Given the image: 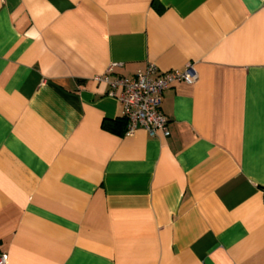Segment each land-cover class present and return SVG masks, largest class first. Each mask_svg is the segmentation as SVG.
<instances>
[{
  "label": "crops",
  "instance_id": "obj_1",
  "mask_svg": "<svg viewBox=\"0 0 264 264\" xmlns=\"http://www.w3.org/2000/svg\"><path fill=\"white\" fill-rule=\"evenodd\" d=\"M193 63L168 136L94 81ZM8 264H264V0H0Z\"/></svg>",
  "mask_w": 264,
  "mask_h": 264
},
{
  "label": "built area",
  "instance_id": "obj_2",
  "mask_svg": "<svg viewBox=\"0 0 264 264\" xmlns=\"http://www.w3.org/2000/svg\"><path fill=\"white\" fill-rule=\"evenodd\" d=\"M109 66L103 74L93 80L107 84L110 95L116 96L122 105V114L126 118L125 134H132L137 128H143L150 136L161 134L168 136L167 118L161 111L163 91L183 82L193 84L198 80L194 64L189 62L182 70L157 71L153 64L138 70L133 76L110 78ZM0 264H8L7 256L0 251Z\"/></svg>",
  "mask_w": 264,
  "mask_h": 264
},
{
  "label": "trees",
  "instance_id": "obj_3",
  "mask_svg": "<svg viewBox=\"0 0 264 264\" xmlns=\"http://www.w3.org/2000/svg\"><path fill=\"white\" fill-rule=\"evenodd\" d=\"M126 118L123 116L122 118L116 119L114 122H109V121H103V126L104 128H107L109 130H114L116 128H119V132L125 133L126 130Z\"/></svg>",
  "mask_w": 264,
  "mask_h": 264
}]
</instances>
